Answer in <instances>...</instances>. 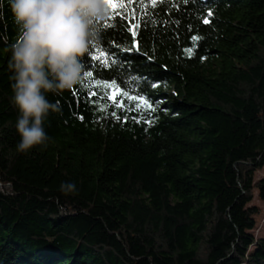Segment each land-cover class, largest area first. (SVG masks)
Returning a JSON list of instances; mask_svg holds the SVG:
<instances>
[{"label":"trees","instance_id":"16d2710c","mask_svg":"<svg viewBox=\"0 0 264 264\" xmlns=\"http://www.w3.org/2000/svg\"><path fill=\"white\" fill-rule=\"evenodd\" d=\"M112 2L108 62L20 153L0 0V264H264V0Z\"/></svg>","mask_w":264,"mask_h":264},{"label":"clouds","instance_id":"9594fccd","mask_svg":"<svg viewBox=\"0 0 264 264\" xmlns=\"http://www.w3.org/2000/svg\"><path fill=\"white\" fill-rule=\"evenodd\" d=\"M19 39L9 47L13 103L18 109L16 149L28 153L47 148L50 113L60 111L48 95H62L83 83L84 59L100 38L109 14L107 0H10ZM65 195L78 192L75 182L62 181Z\"/></svg>","mask_w":264,"mask_h":264},{"label":"snow or ice","instance_id":"6c2138e0","mask_svg":"<svg viewBox=\"0 0 264 264\" xmlns=\"http://www.w3.org/2000/svg\"><path fill=\"white\" fill-rule=\"evenodd\" d=\"M108 2V6H109V9H115L117 8L118 6L119 7H123V5H117L116 3H113L112 0H107ZM209 15H211V13H209ZM205 23H207V20L205 21ZM138 26V25H137ZM104 27H108V25H100V29L104 28ZM133 35H135V32L133 33ZM94 49H96L97 51V54L95 56H93V52H89L88 55L91 59H101V58H104L105 57V51L104 50H98L96 48V45H93ZM189 51V54L191 53V49L188 50ZM107 58H104L103 60V63H107ZM113 63H115V61H113ZM92 75L91 72H86L85 76L86 77H90ZM105 87L107 88H116V85L113 83V84H108V85H105Z\"/></svg>","mask_w":264,"mask_h":264},{"label":"rangeland","instance_id":"374dc122","mask_svg":"<svg viewBox=\"0 0 264 264\" xmlns=\"http://www.w3.org/2000/svg\"><path fill=\"white\" fill-rule=\"evenodd\" d=\"M257 179L264 178V168L259 171V173L256 176ZM258 205H260L263 208V211L261 215H258L256 217L257 220V229L260 230L259 232H256V235H258V238H264V205L260 204L258 201H256Z\"/></svg>","mask_w":264,"mask_h":264}]
</instances>
